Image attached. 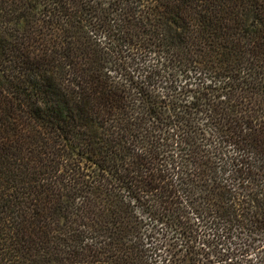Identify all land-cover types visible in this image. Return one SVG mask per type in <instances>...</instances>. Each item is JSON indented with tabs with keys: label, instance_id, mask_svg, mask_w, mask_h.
Instances as JSON below:
<instances>
[{
	"label": "trees",
	"instance_id": "obj_1",
	"mask_svg": "<svg viewBox=\"0 0 264 264\" xmlns=\"http://www.w3.org/2000/svg\"><path fill=\"white\" fill-rule=\"evenodd\" d=\"M0 264H264V0H0Z\"/></svg>",
	"mask_w": 264,
	"mask_h": 264
},
{
	"label": "rangeland",
	"instance_id": "obj_2",
	"mask_svg": "<svg viewBox=\"0 0 264 264\" xmlns=\"http://www.w3.org/2000/svg\"><path fill=\"white\" fill-rule=\"evenodd\" d=\"M160 94H163V93H160ZM160 96H162V95H160ZM173 96L174 97H176V94H173ZM166 109V108H165ZM164 112H166V116L167 115H169L170 113H171V110H164ZM166 135V134H165ZM164 135V136H165ZM167 136V135H166ZM164 138V137H163ZM171 140L168 142V144L170 145L171 144ZM163 144L165 145L166 144V142H165V140H164V142H163ZM167 145V144H166ZM169 145H168V147L166 146V147H164L161 151V154L162 155H164V160H165V158H166V162L168 161V162H171L170 161V158H171V155H170V153L172 152V150H171V147H169ZM153 222V221H152ZM148 232H150V231H148ZM153 232H157V234H156V239H158V240H160V241H162L163 242V244H164V247H161V252H163L165 255H167L168 254V256H169V253H170V250L173 252H176V254L178 255V256H180V260H182V259H184L183 258V249H181V246L180 245H178V244H180V242H179V240H176L175 239V237L173 236V232H205V231H203V230H194V231H181V230H174V229H168V228H166V227H164V225L163 224H158V228L157 229H155ZM163 232H169V233H167V235H163L164 233ZM200 234V233H199ZM196 235V239L194 240V243L196 244V246H198V247H201V235ZM163 236H166V238L164 239V238H162ZM187 240V239H186ZM194 243H193V245H194ZM177 263H179V261L177 262Z\"/></svg>",
	"mask_w": 264,
	"mask_h": 264
}]
</instances>
